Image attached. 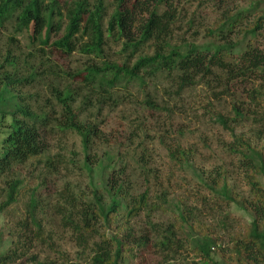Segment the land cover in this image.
<instances>
[{
    "label": "trees",
    "instance_id": "16d2710c",
    "mask_svg": "<svg viewBox=\"0 0 264 264\" xmlns=\"http://www.w3.org/2000/svg\"><path fill=\"white\" fill-rule=\"evenodd\" d=\"M191 2L0 0V214L18 200L21 181L13 178L14 172L46 153L51 134L76 133L84 152L83 167H90L94 140L111 145L109 136L86 116L101 104H123L126 90L134 85L142 88L148 81L169 80L175 84L176 94L204 78L238 81L243 87L258 82L264 87V49L251 43L264 30V0H252L248 9H232V0L203 1L200 5L208 3L220 15L203 35L195 27L197 7L190 15L185 7ZM107 4L113 9L107 32L121 43L120 61L104 55ZM88 24L93 25L94 37L80 48L90 57L81 68L71 69L63 62L77 50L79 32ZM179 32H192L193 40H185ZM201 35L203 39L196 43ZM144 104L158 110L149 96ZM231 121L217 118L232 134L228 149L243 168L247 196L240 198L232 192L222 169L204 178L203 185L223 202L238 205L251 221L224 243L202 227L195 228L181 211L180 227L190 239L194 256L188 264H264V141L252 144L233 134ZM108 151L104 154L114 164ZM192 155L179 144L168 149L169 159L182 166L190 164ZM117 158L118 153L116 162ZM112 166L101 186L82 195L76 217H68L79 244L97 237L89 243L87 264H133V258H143L150 243L157 241L147 232L136 234L130 223L142 211L155 212L167 205L165 194L159 196L157 205L149 204L147 192L132 194V182L124 170ZM138 167L145 169L143 163ZM34 208L30 199L17 232L8 229L4 235L5 226L0 227V245L5 240L9 243L6 251L0 250V264H19L29 256L34 242L49 247ZM156 244L170 254L174 241L164 237ZM28 260L50 264L39 255Z\"/></svg>",
    "mask_w": 264,
    "mask_h": 264
},
{
    "label": "rangeland",
    "instance_id": "374dc122",
    "mask_svg": "<svg viewBox=\"0 0 264 264\" xmlns=\"http://www.w3.org/2000/svg\"><path fill=\"white\" fill-rule=\"evenodd\" d=\"M203 1L192 0L190 5L185 6L189 15L197 7L195 27L202 35L220 17L208 3L200 5ZM232 1V9H248L252 2ZM112 11L110 4H107L104 55L109 60L120 61L123 59L120 55L121 43L116 42L107 32V21ZM179 35L187 41H192L194 37L192 32H179ZM202 35L196 43L203 39ZM93 37L92 24L81 29L77 50L66 57L64 65L71 69L81 68L90 56L80 47L92 41ZM251 43L264 49V30L252 38ZM134 60H130V65ZM196 81L179 94L174 92L175 84L169 80L157 83L148 81L142 88L134 85L126 90L123 104L98 106L86 119L109 136L107 139L111 146L95 139L90 152L93 164L90 163L88 168L83 167L84 152L79 136L66 131L51 134L46 153L16 169L13 178L21 181L19 197L16 203L0 214V227L5 226L4 235L8 229L16 231L17 223L25 219L32 199L43 237L49 244L48 247L45 243L34 242L29 256L19 264H37L28 260L31 255H39L40 260L50 264L88 263L89 243L97 237L89 239L88 234L83 232L89 243L79 244L77 235L68 223V217H76L82 195L101 186L112 165H115L116 170L123 169L131 180L132 194L147 192L149 204L152 205L159 204V196L162 194H165L167 200V205L162 209L155 212L142 211L130 224L136 234L147 232L154 241L169 237L174 241L172 252L165 254L157 242H151L145 256L133 258V264H188L193 261L190 239L180 227L181 211L195 228L202 227L203 231L222 238L224 243L245 224L250 223L248 213L238 205L223 202L212 195L204 187L203 180L213 177L216 169H222L227 173L232 192L240 198L247 196L243 168L228 149L233 142L232 134L217 123V118L222 116L232 120L230 125L233 134L244 136L252 144L263 142L264 87L258 82L243 87L244 84L238 81L228 83L224 79L215 78ZM147 96L155 99L158 110H150L144 104ZM236 113L240 114L239 117ZM178 144L193 154L187 166L179 165L168 157V149H174ZM109 149V157L114 158V164L104 154ZM117 153L120 158L116 162ZM141 163L145 165L144 170L138 167ZM262 183L264 185V180ZM2 195L0 187V203ZM88 239L84 241L88 242ZM7 242L5 240L0 245L1 251L9 247ZM213 257L217 260L216 251Z\"/></svg>",
    "mask_w": 264,
    "mask_h": 264
}]
</instances>
